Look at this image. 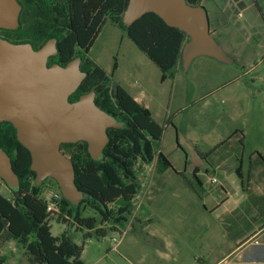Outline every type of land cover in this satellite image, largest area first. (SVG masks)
<instances>
[{"label":"rangeland","instance_id":"374dc122","mask_svg":"<svg viewBox=\"0 0 264 264\" xmlns=\"http://www.w3.org/2000/svg\"><path fill=\"white\" fill-rule=\"evenodd\" d=\"M233 1H203L211 17L210 35L225 59L206 53L187 62L181 57L174 79L163 83L159 69L129 40L122 26L107 22L87 54L107 72L111 82L124 88L133 84L154 120L168 125L160 149L163 145L175 173L183 172L184 167L189 171L196 164L206 166L204 156L230 138H245L246 156L253 148L264 153V0H238L237 7ZM240 1L244 3L241 8ZM223 20L226 25L219 24ZM189 41L187 37L186 43ZM136 170L140 190L123 228L98 240L84 239L86 230L72 229L73 241L83 245L84 264H156L160 247L170 249L174 244L173 206L186 202L200 205L191 191H197L198 186L190 174L159 178L155 162H139ZM39 187L38 193L45 200L60 194L53 179H45ZM0 194L7 198L13 195L2 181ZM183 224L182 233H186L187 222ZM49 225L54 237L67 229L55 218ZM0 256L6 264H30L16 241H0Z\"/></svg>","mask_w":264,"mask_h":264},{"label":"trees","instance_id":"16d2710c","mask_svg":"<svg viewBox=\"0 0 264 264\" xmlns=\"http://www.w3.org/2000/svg\"><path fill=\"white\" fill-rule=\"evenodd\" d=\"M69 1L68 20L62 23L61 31L52 29L57 25L52 23L53 13L47 10L46 0L20 2L17 27L1 31L28 42L33 50L56 39L58 55L50 61L62 67L81 55L80 71L85 77L68 101L75 102L82 95L94 92L95 105L114 116L121 127L107 129L108 142L98 160L92 159L85 142L60 145V152L73 164L74 182L83 198L74 205L60 193V213L56 214L47 212L48 201L38 193L40 187L30 169V153L19 143L16 129L9 122H0V149L10 158L19 181L16 190L8 188L13 193L11 198L0 194V241H16L30 264H84L83 245L73 241L72 229L86 230L84 239L97 240L109 231H118L132 216V203L140 190L136 165L155 162L158 173L173 170L160 149L164 125L157 123L150 110L137 103L120 84L111 82L107 72L86 55L107 22L122 26L129 40L159 69L163 83L174 79L186 34L168 26L154 13H146L124 25L122 18L129 0ZM203 1L185 0L196 7H204ZM236 1L233 3L237 7ZM243 5L242 1L238 2L240 8ZM61 13L62 10L58 11V15ZM116 68L114 63L113 70ZM167 123L173 126L170 120ZM237 175L242 189L248 190L249 182L239 171ZM193 177L200 186L196 173ZM194 192L200 196L198 191ZM53 218L67 226L58 237L50 232L49 222ZM0 264H6L4 256H0Z\"/></svg>","mask_w":264,"mask_h":264},{"label":"water","instance_id":"95a60500","mask_svg":"<svg viewBox=\"0 0 264 264\" xmlns=\"http://www.w3.org/2000/svg\"><path fill=\"white\" fill-rule=\"evenodd\" d=\"M19 13L16 0H0V29H15ZM146 13L156 14L189 37L182 49L183 62L200 53L225 59L210 35L205 7L185 0H129L123 24L130 25ZM57 52L55 39L37 50L0 39V122L14 126L19 143L30 153L36 185L53 179L62 197L75 205L83 193L75 185L73 164L60 152V145L85 142L92 159L98 160L108 142L107 129L121 124L95 105L94 92L68 101L85 74L80 71V58L63 67L48 66V58ZM0 179L11 190L19 186L11 160L1 149Z\"/></svg>","mask_w":264,"mask_h":264},{"label":"crops","instance_id":"0c3cea01","mask_svg":"<svg viewBox=\"0 0 264 264\" xmlns=\"http://www.w3.org/2000/svg\"><path fill=\"white\" fill-rule=\"evenodd\" d=\"M222 22L219 24L226 25V20ZM124 89L147 108L133 84ZM161 125L168 129L167 124ZM245 151V138H230L204 156L206 166L177 170L178 175L193 177L196 173L200 196L191 191L201 203L173 206L174 244L170 249L160 247L156 264H264V153L253 148L246 156ZM163 154L173 170L156 171L157 177L177 179L172 160ZM237 171L249 182L248 190L242 189ZM211 179L217 182L211 183ZM188 185L193 186L191 182ZM186 222V233H182Z\"/></svg>","mask_w":264,"mask_h":264},{"label":"flooded vegetation","instance_id":"af4514ba","mask_svg":"<svg viewBox=\"0 0 264 264\" xmlns=\"http://www.w3.org/2000/svg\"><path fill=\"white\" fill-rule=\"evenodd\" d=\"M18 4H20V2L24 1V0H16ZM46 3H47V10L53 14H51V20H53L52 23H54L55 25H57L56 27L52 28L53 31H61L62 30V23H66V21L68 20L67 17H68V12H67V9H69V4H70V1L69 0H46ZM20 6V5H19ZM62 10V13L60 15H58V11H61ZM21 11V10H20ZM208 12V11H207ZM53 15V17H52ZM209 17V16H208ZM209 22H210V32L212 33V30H211V19L209 17ZM6 30V29H4ZM99 37V36H98ZM97 37V38H98ZM0 39H3V40H6L8 42H12V41H17L16 43H12V44H29L28 42H22V41H19L17 38H12L10 35L8 36L7 34H5L3 31H1L0 29ZM56 40V39H55ZM19 41V42H18ZM56 44H57V41H56ZM57 48V46H56ZM38 49V48H37ZM36 49V50H37ZM58 51V50H57ZM56 55H58V52L56 53ZM55 55V56H56ZM53 56V57H55ZM87 56V55H86ZM52 57L48 58V64L49 65H53V64H58L56 62H51ZM76 58H80V64H81V55H78ZM74 58V59H76Z\"/></svg>","mask_w":264,"mask_h":264},{"label":"built area","instance_id":"2783aa9c","mask_svg":"<svg viewBox=\"0 0 264 264\" xmlns=\"http://www.w3.org/2000/svg\"><path fill=\"white\" fill-rule=\"evenodd\" d=\"M216 179H211V183H216ZM47 212L49 213H60V202H61V197L60 195H54L52 198L47 200Z\"/></svg>","mask_w":264,"mask_h":264}]
</instances>
